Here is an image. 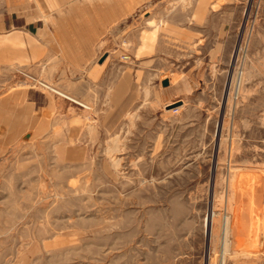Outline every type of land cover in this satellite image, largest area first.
<instances>
[{
  "label": "rangeland",
  "instance_id": "374dc122",
  "mask_svg": "<svg viewBox=\"0 0 264 264\" xmlns=\"http://www.w3.org/2000/svg\"><path fill=\"white\" fill-rule=\"evenodd\" d=\"M102 50L79 96L0 71V264H264V0H144Z\"/></svg>",
  "mask_w": 264,
  "mask_h": 264
},
{
  "label": "crops",
  "instance_id": "0c3cea01",
  "mask_svg": "<svg viewBox=\"0 0 264 264\" xmlns=\"http://www.w3.org/2000/svg\"><path fill=\"white\" fill-rule=\"evenodd\" d=\"M144 0H0V71L44 72L64 88L104 85L111 62L103 40L137 16ZM98 60V61H96ZM121 65L111 86H126ZM85 90V89H83ZM80 95L78 89H71ZM81 92V91H80Z\"/></svg>",
  "mask_w": 264,
  "mask_h": 264
},
{
  "label": "bare ground",
  "instance_id": "6f19581e",
  "mask_svg": "<svg viewBox=\"0 0 264 264\" xmlns=\"http://www.w3.org/2000/svg\"><path fill=\"white\" fill-rule=\"evenodd\" d=\"M239 76V75H238ZM237 83V82H236ZM46 86V85H45ZM49 88V87H48ZM50 89V88H49ZM237 89V88H236ZM56 93H58V94H60L61 96H64V97H66V98H68V99H70V100H72V101H74L73 99H71V98H69L68 96H66L65 94H63V93H61V92H58V91H56V90H54ZM237 92H240L239 90L237 91ZM243 93V92H242ZM75 102V101H74ZM76 103H78V102H76ZM230 140V139H229ZM257 171V170H256ZM228 184V183H227ZM247 195V194H246ZM240 197V196H239ZM242 197V196H241ZM237 198V197H236ZM248 198V197H247ZM220 201V200H219ZM232 201V200H231ZM243 201V200H242ZM231 203V202H230ZM240 205H243L242 203H239ZM250 204H252V203H250ZM227 206V205H226ZM238 207H240V206H238ZM247 206H245V208H246ZM241 209H242V207H240ZM249 208V207H248ZM239 209V208H238ZM236 210V209H235ZM243 210H245L244 209V207H243ZM247 210V209H246ZM228 211V210H227ZM238 211V210H237ZM249 211V210H248ZM213 212V211H212ZM235 213H236V211H234ZM262 212V211H261ZM262 214H264V213H262ZM261 214V215H262ZM235 215V214H234ZM241 215V214H240ZM243 215V214H242ZM252 215V214H251ZM212 216H213V213H212ZM247 216H248V214H247ZM215 217V216H214ZM223 217V216H222ZM225 217V216H224ZM232 217V216H231ZM243 217H244V215H243ZM252 217V216H251ZM208 218H211L210 216L208 217ZM234 218V217H233ZM238 218H239V215H238V213L236 214V217L234 218V225L235 224H237L238 223ZM244 218H247V217H244ZM253 218V217H252ZM262 219H264V216H262ZM213 220L214 219H212L211 218V221H210V223H211V228H212V224H213ZM226 220V224H227V218L225 219ZM254 220V219H253ZM209 221V220H208ZM215 221V220H214ZM223 221V220H222ZM242 221V220H241ZM247 221V220H246ZM250 221V220H249ZM260 222V221H259ZM253 223V222H252ZM264 224V222H260V224ZM225 224V225H226ZM232 224V223H231ZM244 224V223H243ZM209 225V224H208ZM224 225V224H223ZM233 225V224H232ZM251 225V224H250ZM246 226V225H245ZM261 226V225H260ZM262 226H264V225H262ZM222 227V226H221ZM224 227V226H223ZM256 227V226H255ZM231 229H232V227H231ZM233 229H234V227H233ZM245 229H247V227L245 228ZM212 230V229H211ZM209 232V231H208ZM224 233V235H225V238L223 239L224 240V245L226 244V234H227V227L225 226V229H224V231H223ZM253 233V232H252ZM231 234V233H230ZM221 239V238H220ZM227 245V244H226ZM223 251V250H222ZM245 260V259H244Z\"/></svg>",
  "mask_w": 264,
  "mask_h": 264
},
{
  "label": "water",
  "instance_id": "95a60500",
  "mask_svg": "<svg viewBox=\"0 0 264 264\" xmlns=\"http://www.w3.org/2000/svg\"><path fill=\"white\" fill-rule=\"evenodd\" d=\"M161 84H162V86H166V85L168 84V80H167V79L162 80ZM180 104H181V101L179 100V101H177V102H174V103H172V104L167 105L166 108H167V109H169V108H174V107H176V106H178V105H180Z\"/></svg>",
  "mask_w": 264,
  "mask_h": 264
}]
</instances>
